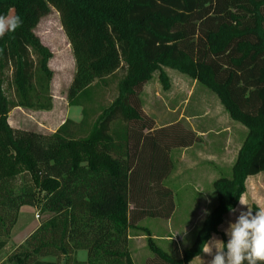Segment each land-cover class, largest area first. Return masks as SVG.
I'll list each match as a JSON object with an SVG mask.
<instances>
[{
  "label": "trees",
  "instance_id": "trees-1",
  "mask_svg": "<svg viewBox=\"0 0 264 264\" xmlns=\"http://www.w3.org/2000/svg\"><path fill=\"white\" fill-rule=\"evenodd\" d=\"M52 9L74 62L67 105L83 116L44 135L8 119L16 108L52 109V53L34 33ZM0 14L23 21L0 39V252L21 207L39 218L0 264H81V249L86 264H133V229L153 255L145 264H191L213 234L226 242L219 227L229 206L236 208L248 177L264 174V0H0ZM164 69L203 86L246 131L230 174L212 183L216 206L180 258L137 226L171 218V152L201 141L180 122L156 129L143 113L140 92L154 74L169 89ZM118 73L111 103L87 110L93 87Z\"/></svg>",
  "mask_w": 264,
  "mask_h": 264
},
{
  "label": "rangeland",
  "instance_id": "rangeland-1",
  "mask_svg": "<svg viewBox=\"0 0 264 264\" xmlns=\"http://www.w3.org/2000/svg\"><path fill=\"white\" fill-rule=\"evenodd\" d=\"M34 33L52 53V58L48 63V67L53 74L51 80L52 109L47 112L14 109L10 113L8 120L12 128L50 135L68 117L71 121L79 123L83 116L82 107H68L67 105L66 93L74 74V62L68 42L61 30L58 14L52 9L47 16L39 21ZM164 72L168 78L169 89L164 91L159 80H157L158 75L154 74L153 78L148 82L149 88L152 92L157 91L159 98L146 101L142 99L144 111L154 117L158 124H173L180 118L181 121L179 122L186 129L192 126L197 130H211L201 138L200 143L189 148L175 149L171 152L174 169L166 183L169 184L171 182V187L176 193L175 204H177V214H175L176 216L171 224L177 227L175 231H179L181 234L183 232L182 235L176 236L175 239L179 248H184L190 239L195 238L197 230L195 214H191L195 203L187 202L188 199L186 198L190 196V192L195 190V185H198V183L202 187H209V183L214 180L215 176L220 177L221 175L230 174L229 166H227L230 161L228 158L223 162L226 169L220 172L210 173L204 170V166L201 165L208 163V159H212L209 158L210 155H218L220 143L222 142L219 131L223 128L226 117L223 109L218 104L219 102L217 103V98L203 86L176 71L164 69ZM120 78L121 73H118L95 85L91 90L92 105L85 101L86 109H97L100 106L109 105L116 96V87ZM192 115L198 118L189 124L186 123L185 118ZM235 149L234 144L228 147L231 152H235ZM222 167L224 166L222 165ZM211 190L213 191L212 187ZM252 207L254 211L257 209L255 206ZM33 214L31 208H23L21 211L17 225L19 237L31 232L36 224L39 225V220L35 219ZM137 226L147 228L152 236H157L153 237V240L160 249L172 257L177 256L178 250H170L171 242H166L167 239L172 238V235L170 237L166 236L170 232V223L166 220L145 218ZM227 226L228 222H225L220 231ZM129 233L131 237H143L142 240L131 242V249H137L138 251L135 254L137 256L136 264H139L142 258H151L153 255L146 247V238L143 233L137 229L130 230ZM161 235L165 236L161 237ZM182 236L185 238L184 242ZM19 237H13V242L15 243V239ZM156 238L166 240H156ZM147 259H145L144 264Z\"/></svg>",
  "mask_w": 264,
  "mask_h": 264
},
{
  "label": "crops",
  "instance_id": "crops-1",
  "mask_svg": "<svg viewBox=\"0 0 264 264\" xmlns=\"http://www.w3.org/2000/svg\"><path fill=\"white\" fill-rule=\"evenodd\" d=\"M157 80H158V78H157ZM140 97H141V101H142V99H144L146 101L148 99L149 100L158 99L159 95H158L157 91L152 92V90L149 88V83L147 82L146 84L143 85V87L141 89ZM217 103H218V101H217ZM142 104H143V101H142ZM142 107H143L142 108L143 113L146 114L148 117H150L151 115H149L146 111H144V105H142ZM19 109L20 108H16V110H19ZM223 112H224V110H223ZM224 114H225V117H226L225 119L226 120H224L223 128L220 129V131H219V134L221 135V141H222L220 143L219 153H218V155L210 153L213 156L210 155L209 158H212V159H208L209 160L208 163L201 164L202 166H204L203 169L208 171V172H210V173H212V172H220L222 170H225L226 167H225V164L223 162H225L226 161L225 159H227V158L230 160L227 166H229V170L231 169V166H232V164H233V162L235 160L236 154H237V152H238V150H239V148L241 146L242 140H243V138L245 136V133H246L245 129L241 125H239V124L233 122L232 120H230L228 115L225 112H224ZM150 118L153 120L156 129H159V128H162V127H166V126H169L170 124H172V123L158 124L154 117L151 116ZM197 118L198 117H195V115H192V116L186 117L185 121H186V123L189 124V123H191V121H194ZM68 119H69V117H68ZM179 121H181L180 118L176 122H179ZM8 122H9V120H8ZM173 123H175V122H173ZM188 129H190L192 132H194L200 139L205 134H207V133H209L211 131V130H206V129L205 130H203V129L202 130H197V129L193 128L192 126H190V128L188 127ZM232 144H234L235 147H236L235 152L234 151L231 152V151L228 150V147L230 145H232ZM222 165L224 167H222ZM198 168H200V167H198ZM173 169L174 168L172 167V173H173ZM217 178L218 177L215 176L214 180H216ZM213 181H211L209 183V187L208 186L207 187L206 186L202 187L198 183V185H195L196 188H195V190L192 191L193 193L190 192V196L188 198H186V199L189 200V201L187 200V202H189L191 204L195 203L194 204V209H192V213L191 214H195V222H197V230L200 228L204 218L207 216L205 210H207V213H209L216 206V199H214L215 198L214 197V193L211 190ZM167 187L170 188L172 190V192L174 193L175 201H176V193H175L174 189L171 187V182L169 184H167ZM241 199H243L251 207L255 206L257 209L264 208V174H259V175H256V176L248 177L246 179V181H245V193L243 194ZM199 205H202V206H199ZM23 208H31V212L34 213L33 215H34L35 219L37 218V220H38L37 210L35 208L30 207V206H23V207H21L19 209L16 223H15V225L12 227V229L10 231L9 242L5 246V248L0 252V262H3V261L6 260L8 255H10L11 252L13 251L14 247H16L18 245H22L23 242L25 241V239L38 226V224H36L35 228L31 232H29L28 234H26L24 236L19 237L20 235L18 234L17 225H18L19 215L21 214V211L23 210ZM236 208L240 209L239 202H238ZM175 214H177V204L175 206V210H174L171 218L169 220H166L168 223H170V227H169L170 232L168 234H166V236L168 235L170 237V235H172V238L171 239H167V240L166 239H161V238H156V240L160 239V240H166V242L167 241L171 242V245L169 246L170 250H172V251H177L178 250L177 251V256L175 258H180L182 250L188 248L189 245H191V243H192L194 238L190 239L189 242L187 243V245L184 248L183 247L179 248V245L177 244V242H176L177 240L175 239V237L179 236V235H182L183 232L181 234V232L175 231V229L177 227L175 225L171 224L173 218L176 216ZM236 215H238V212L235 213V214L230 213V212L228 214H226L224 216V218H223V222H222L221 226L219 227V232L224 235L226 241H227L228 237L225 235V232L223 230L224 228L222 229V231H220V229H221L222 225L225 222L234 221L235 218H236ZM182 218H183V216H182ZM197 230H196V232H197ZM162 236H165V235H161V237ZM215 236H217L219 239H221L220 235H215ZM13 237L14 238L15 237L16 238L19 237L18 239H15V241H16L15 243L13 242ZM153 237H157V236H153ZM182 237H183V242H184L185 238H184V236H182ZM135 239H137V240H135ZM142 239H143L142 236L131 237L130 233L128 232V249H129L133 264H136L137 256H135V254H137L138 251H137V249L136 250L131 249V242L142 240ZM77 254H78V252L76 253V259H77ZM200 257L204 261H207V260L211 259V257L205 256L202 253L200 256L194 258L191 261V264H201ZM145 259H147V258L140 259L141 261L139 260L140 261L139 264H144ZM42 261L43 262H53V260L50 259V258L42 259Z\"/></svg>",
  "mask_w": 264,
  "mask_h": 264
},
{
  "label": "clouds",
  "instance_id": "clouds-1",
  "mask_svg": "<svg viewBox=\"0 0 264 264\" xmlns=\"http://www.w3.org/2000/svg\"><path fill=\"white\" fill-rule=\"evenodd\" d=\"M22 24L19 15L0 14V39L14 33ZM239 205L240 209L229 206V212H238V215L223 229L227 241L213 234L202 243V253L211 259L204 261L200 257L201 264H264V208L254 211L243 199H239ZM205 212L208 214L207 210ZM87 258V250L78 251L77 259L81 264H86Z\"/></svg>",
  "mask_w": 264,
  "mask_h": 264
},
{
  "label": "water",
  "instance_id": "water-1",
  "mask_svg": "<svg viewBox=\"0 0 264 264\" xmlns=\"http://www.w3.org/2000/svg\"><path fill=\"white\" fill-rule=\"evenodd\" d=\"M62 264H65L64 262Z\"/></svg>",
  "mask_w": 264,
  "mask_h": 264
}]
</instances>
